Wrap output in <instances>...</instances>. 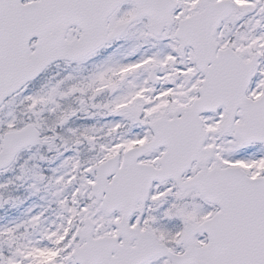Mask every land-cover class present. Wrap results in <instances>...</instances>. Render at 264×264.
<instances>
[{"label":"snow or ice","instance_id":"1","mask_svg":"<svg viewBox=\"0 0 264 264\" xmlns=\"http://www.w3.org/2000/svg\"><path fill=\"white\" fill-rule=\"evenodd\" d=\"M0 264H264V0H0Z\"/></svg>","mask_w":264,"mask_h":264}]
</instances>
